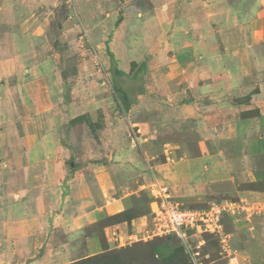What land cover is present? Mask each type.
<instances>
[{
  "label": "rangeland",
  "instance_id": "obj_1",
  "mask_svg": "<svg viewBox=\"0 0 264 264\" xmlns=\"http://www.w3.org/2000/svg\"><path fill=\"white\" fill-rule=\"evenodd\" d=\"M149 1L150 5H158L161 0H0V264H24L33 258L31 256L38 257L43 253L48 259H52L60 251V240L67 238L74 246H83L81 238L90 232L89 229L98 232L99 228H103L104 224L101 223L94 225L92 229L88 226L78 229L76 224L68 223L67 217H62L67 214V204L88 201L85 193L79 190L78 198L74 199V191L70 188L81 182L84 175L83 171L80 172L82 167L86 168L85 178L95 180L91 176L95 173L92 164L97 162L95 159H99L96 150L100 149L96 145L100 141L94 142L93 139H90L92 145L87 144L82 150L76 149L74 144L71 149L68 148L63 134L71 132L73 138L79 136L78 140L83 135H79V123L69 119L71 112L63 100L70 99L68 90L72 87L75 92L73 102L76 105L80 104L78 101H82L88 103L85 104L88 107H93L92 113V109L82 111L81 120H94L103 106L106 108L112 102L116 104L111 99L115 93L111 87L110 68L116 65L117 69L134 77L139 70V62L132 60L142 59V54H139L140 37L145 27L146 30L149 28L146 22L160 23L154 16L155 13L150 14L151 9L147 8ZM261 2H217L222 6L219 10L222 13L219 15L224 16L220 20H224L227 28H230L233 40L227 43L230 45L229 53L223 55V75H219V80L215 81H219L218 85H234L236 88L241 83L244 95L240 100L233 96L227 97V102L241 104L240 106L258 105L257 108L252 106V109L242 108L241 115L242 118L259 115V133L262 132L260 135L264 136V31L254 34L255 26L250 24L256 17L257 5ZM183 7H189V3L184 2ZM201 8L198 3L194 6V9ZM212 19L215 25L222 24L218 16H213ZM221 36L224 37V34ZM219 37L220 33H216L214 38L218 40ZM202 45L203 43L196 50ZM51 55L62 60L59 63L60 75L56 76L54 82L59 87L64 85L65 96L57 95V106L46 110L48 106H45L43 98L47 99L49 95L47 79L46 82L39 81L37 71L39 72V66L45 68L40 65L41 61ZM213 65L212 68L218 67L217 62ZM71 68H82V75L68 74ZM82 81L84 84L80 85ZM37 91L44 95H39L40 104L35 97ZM251 99L252 102H249ZM97 100L100 101L97 103ZM91 103L100 107L97 113ZM41 104L44 106L39 108ZM103 111L98 115L104 117L106 113ZM126 115L129 119L128 111ZM147 115L140 112L141 118L147 119ZM122 118L124 123L127 122V118ZM127 124L131 145L139 142L135 140L142 134L138 130V124L129 123V120ZM130 128L135 130L137 137L130 132ZM53 130H56V134L50 135ZM59 146L62 147L60 151ZM83 151L89 152L85 159L81 156ZM105 161L112 162L108 158ZM149 169L152 179L155 175L153 169ZM259 170L264 172V167ZM206 177L201 175V180ZM245 187L250 186L245 184ZM148 191L152 197L151 186ZM251 204H246V207L251 206L249 210L238 208V211L233 212L234 222L230 207L223 206L218 216L209 222V226L200 221L201 230L190 232L185 242L174 232L167 234V238L155 233L154 222H151V215L148 213L150 225L147 232L141 236L131 235L127 240L116 243L113 251L88 256L89 259L83 261L77 258V262L264 264V210L263 206ZM203 205L205 203L197 207L204 209ZM144 212L143 209L134 211L140 215ZM22 219L24 221L21 223ZM107 221L109 220L105 219L104 223ZM36 230L43 231L42 238L51 237V240H38L36 236L34 238L31 232ZM159 248H165L163 258L157 255ZM176 248L182 249L177 253L174 251ZM175 252L176 256L170 258ZM164 258L169 259L161 260Z\"/></svg>",
  "mask_w": 264,
  "mask_h": 264
},
{
  "label": "crops",
  "instance_id": "obj_2",
  "mask_svg": "<svg viewBox=\"0 0 264 264\" xmlns=\"http://www.w3.org/2000/svg\"><path fill=\"white\" fill-rule=\"evenodd\" d=\"M164 1L161 0L158 5H150L149 1L147 8L151 9L150 14L155 13L160 23L146 22L149 28L146 30L145 27L140 37L139 54H142V59L132 60L139 62V70L144 69L143 88L140 87L141 91L136 93V101L130 105L127 118L129 123L138 124V130L142 133L138 137L140 145H131L128 121L123 122L120 107L114 102L107 107L104 102L106 108L103 106L102 111L107 117L105 114L103 126L95 134H87L84 128L86 135L79 140V136L73 138L71 132L63 134V140L66 139L70 149L74 144L76 149L82 150L83 146L92 145L90 139L100 141L96 144L100 149L96 150L99 159H95L97 162L92 164L95 173L91 176L95 180L85 178L86 168L82 167L80 172L83 171L84 175L81 182L70 188L74 191V199L78 198L79 190L85 193L88 201L67 204V214L62 217H67L68 223L76 224L78 229L85 226L92 229L101 223L104 224L103 228H99L100 232L89 229V234L81 238L83 246H74L66 238L59 241L60 251L52 259L43 253L38 257L31 256L33 258L24 264H70L77 258L113 251L116 243L127 240L131 235L141 236L147 232L150 225L148 200L151 206L152 199L148 191L152 184L151 170L147 165L153 169L156 180L167 186L178 207L203 209L197 207L202 203H205L204 209L211 207V204L230 207L233 222V212L238 211V208H251L246 207L247 203L263 206L264 210V172L259 170L264 167V136L260 135L262 132L259 133V115L258 118H242L241 115L242 108L252 109V106L257 108L258 105L229 104L227 97L233 96L240 100L244 95L241 83L236 88L234 85L221 86L218 85L219 81H215L219 80V75H223V55L229 53L230 45L227 43L233 40L230 28H227L224 20H220L224 18L219 15L222 13L219 12L221 3H217L219 0ZM261 1L257 5L256 17L250 21L256 28H253L254 34L264 31V0ZM182 2H188L189 7H183ZM196 3L202 8L194 9ZM215 4H218L217 7ZM211 16H218L222 24L215 25ZM216 33H220L218 40L214 38ZM201 43L203 47L196 50ZM47 58L40 64L45 68L39 66L37 73L39 81L46 82L47 79L49 95L47 99L43 98V102L48 106L46 110H51L57 106V95L65 94L64 85L59 87L54 82L56 76L60 75L59 63L62 60L53 55ZM214 62H217V68H212ZM79 69L75 73L68 71V74L82 75V68ZM83 84L82 81L80 85ZM40 94L37 91L35 95L39 104ZM74 94V88L71 87L68 90L70 99L63 98L71 112L69 119L87 109H92V113L93 107L85 105L88 103L78 101L80 104L76 105L73 102ZM91 105H94L97 113L100 107L94 103ZM43 106L41 104L39 108ZM102 111L100 109L98 114ZM140 112L147 113L148 118H141ZM55 132L50 131V135ZM171 133L173 135L170 136ZM61 149L59 146V151ZM81 156L85 159L89 152L83 151ZM106 158L112 162L105 161ZM219 167L222 170H218ZM201 175L207 177L201 180ZM245 184L250 187L244 188ZM209 203L210 206L206 207ZM141 209L145 210L144 214L134 213ZM125 210H129L131 218L115 223L113 216ZM105 219L113 222L104 223ZM31 234L38 240L48 238H42L43 231L39 230ZM48 239L51 240V237Z\"/></svg>",
  "mask_w": 264,
  "mask_h": 264
},
{
  "label": "built area",
  "instance_id": "obj_3",
  "mask_svg": "<svg viewBox=\"0 0 264 264\" xmlns=\"http://www.w3.org/2000/svg\"><path fill=\"white\" fill-rule=\"evenodd\" d=\"M133 134L135 135V133ZM151 181L152 221L154 222V229L157 234L175 232L178 237L184 240V230L186 228L201 230L202 226L199 224L200 221L206 223V226H209V222L214 217L218 216L221 210V207L218 206H211L208 209L200 210L179 208L178 205L172 201L170 192L165 185L158 182L154 176H152Z\"/></svg>",
  "mask_w": 264,
  "mask_h": 264
},
{
  "label": "water",
  "instance_id": "obj_4",
  "mask_svg": "<svg viewBox=\"0 0 264 264\" xmlns=\"http://www.w3.org/2000/svg\"><path fill=\"white\" fill-rule=\"evenodd\" d=\"M115 67L116 65H112L111 67L113 87L116 90V96L122 108L127 112L130 105L136 101V93L143 83L144 69L138 70L134 77H130L123 72L116 73ZM164 249H158L157 255L159 257L163 256Z\"/></svg>",
  "mask_w": 264,
  "mask_h": 264
},
{
  "label": "trees",
  "instance_id": "obj_5",
  "mask_svg": "<svg viewBox=\"0 0 264 264\" xmlns=\"http://www.w3.org/2000/svg\"><path fill=\"white\" fill-rule=\"evenodd\" d=\"M73 68H75V67H73ZM73 68H71V71L73 73H75L76 70L73 69ZM116 71H118V70H116ZM113 98H111V99L114 101L115 98L114 99ZM120 112H121V114H124L123 109H122L121 106H120ZM80 116H82V114H78L77 116H75L73 118H70V119H72L71 122H78L79 123V125H80L79 131H80V133H82V135H86L84 129L88 132L87 134H90V133L95 134L94 132L97 131V130H99L103 126V119H102L103 117L102 116H99V115L96 114L97 117L94 120L92 118L91 119H87V120H81ZM68 123H70L69 120H68ZM149 201L150 200H148V207H149L148 208V212L151 214V217H152L153 216V213H152L151 208L149 206ZM179 208H181V207H179ZM113 218H114V222L116 223L118 221H126V220H129L131 217L129 215V210H125V211L120 212L117 216H113ZM109 221L110 222H113V220H109ZM186 229H187V233L188 234H191L190 232H192L193 229L192 228H186ZM164 237L167 238V236H164ZM154 247H155V245H154ZM181 249L182 248H179V249L176 248V249H174V251L176 250L177 253H178V251L181 250ZM95 256H99V255L97 254ZM175 256H176V252L175 253H172L170 255V258H174ZM87 259H89V257L82 258L81 261L87 260ZM168 259L169 258H164V259H161V260H168ZM70 264H78V262L77 261H73Z\"/></svg>",
  "mask_w": 264,
  "mask_h": 264
},
{
  "label": "clouds",
  "instance_id": "obj_6",
  "mask_svg": "<svg viewBox=\"0 0 264 264\" xmlns=\"http://www.w3.org/2000/svg\"><path fill=\"white\" fill-rule=\"evenodd\" d=\"M116 70H118V71H116ZM115 72L116 73H119V72H123V71H120L119 69H117L116 67H115ZM124 73V72H123ZM109 74H110V76H111V87L113 88V91H114V93H115V102L117 103V105L120 107L121 106V104H120V102H119V100H118V98H117V96H116V90L114 89V87H113V83H112V73H111V68H110V72H109ZM109 76V77H110ZM122 107V106H121ZM123 109V108H122ZM123 112H124V114H123V116L125 117V118H127V115H126V112L124 111V109H123ZM128 121V120H127ZM130 132L131 133H135V130L133 129V128H130ZM136 136V135H135ZM137 137V136H136ZM138 138V137H137ZM136 140H138L139 141V138L138 139H136ZM135 145H140V143L139 142H137V143H135ZM148 166V169H149V166L150 165H147ZM150 170V169H149ZM173 201V200H172ZM151 202H152V199H151ZM174 202V201H173ZM217 206V205H216ZM150 208H151V206H150ZM222 208V207H221ZM197 210V209H196ZM198 210H200V209H198ZM152 211V210H151ZM193 230H192V232L193 231H195L196 229L195 228H192ZM169 233H172V232H169ZM169 233H163L162 235H163V237H164V235L166 236L167 234H169ZM175 233V232H174ZM184 233H185V235H184V237H185V239L183 240V242H185L186 241V237L188 236V233H187V229H185L184 230ZM177 235V234H176ZM178 236V235H177ZM180 238V237H179ZM186 247H187V244H184ZM192 256H193V254H192ZM196 264V263H195Z\"/></svg>",
  "mask_w": 264,
  "mask_h": 264
}]
</instances>
